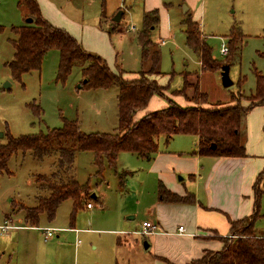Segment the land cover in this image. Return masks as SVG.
Wrapping results in <instances>:
<instances>
[{
	"label": "rangeland",
	"instance_id": "rangeland-1",
	"mask_svg": "<svg viewBox=\"0 0 264 264\" xmlns=\"http://www.w3.org/2000/svg\"><path fill=\"white\" fill-rule=\"evenodd\" d=\"M149 1L144 8L140 0H37L44 20L69 34L86 53L100 57L112 73H121L126 81L138 79V73L146 66L138 43L143 9L158 11L150 40L159 51L160 76L154 78L164 86L165 98L151 97L153 101L146 111L165 109L168 100L177 101L180 107L194 106L193 101L186 100L193 95L192 88L186 90V97L174 94L183 87L186 73L187 81L191 84L197 81L199 94L205 95L204 108L235 104L247 107L248 98L255 91L257 73L264 77V0H167L172 8L162 4L151 6ZM185 8L199 24L212 49V58L221 67L228 65L230 87L222 86L220 70L200 71L184 33ZM118 11H124V16L114 23ZM29 18L33 21L18 7L17 0H0V146L6 145L8 137L46 135L48 131L63 129L66 123L76 124L86 135L112 134L118 126L117 88L79 89L81 68L77 64L66 79H58L56 50L46 53L38 72L22 75L19 80L11 76L7 64L13 57L9 39L14 35L10 29L27 25ZM232 37L233 47L240 48L238 54L231 53L228 41ZM221 44L228 47L227 55L220 53ZM242 121L241 131L245 132V115ZM157 140L154 161L122 152L117 156L115 168L103 164L100 177L93 154L77 152L73 161L74 179L80 186H87L86 203L92 208L86 209L85 203L74 211L73 201L66 200L57 208L52 221L41 213L36 227L24 223L25 214L20 207L37 206L38 197L44 193L35 179L49 175L55 159L48 156L39 160L28 152H16L7 158L0 169V264H177V256L181 260L192 253V243L176 241L165 249V256L155 258L150 249L144 248L148 238L135 234L141 231L144 221L155 223L147 209L162 214L157 199L159 181L170 190L174 184L186 186L191 193L195 189L189 187L187 175L182 173L191 166L185 165L188 160L195 158L196 138L180 135L166 145L164 137ZM209 160L200 158L201 182ZM184 161L187 162L183 164ZM258 183L260 219L255 231L262 235L264 181L259 179ZM166 215L170 216L172 227L181 221L171 213ZM47 228L53 230V236L44 241L42 230Z\"/></svg>",
	"mask_w": 264,
	"mask_h": 264
},
{
	"label": "trees",
	"instance_id": "trees-1",
	"mask_svg": "<svg viewBox=\"0 0 264 264\" xmlns=\"http://www.w3.org/2000/svg\"><path fill=\"white\" fill-rule=\"evenodd\" d=\"M17 5L23 8L33 21L30 25L10 29L14 35L13 39H9L13 47V57L7 68L13 78L19 80L22 75L38 72L46 53L56 50L59 54L58 79H66L77 64L81 68L79 89L99 90L115 86L118 92V126L112 134L86 135L79 131L76 124L66 123L63 129L48 131L46 135L8 137L6 145L0 146V169L4 168L7 158L16 152H28L39 160L48 156L55 159L50 174L39 175L35 179L44 193L38 197L37 206L20 207L25 214L24 223L28 224V227L37 226L41 213H45L47 219L52 221L57 208L66 200L73 201L74 211L86 203L88 188L80 186L73 175V161L77 152L93 154L99 177L103 164L115 168L117 156L122 152L134 154L147 161L152 160L158 152L157 139L160 136L164 137L166 144L178 135L197 138V151L193 154L197 153L200 157H246L241 131L242 118L252 108L264 105V77L258 73L255 91L248 98L247 107L235 104L204 108L205 95L199 94L197 81L194 84L187 81L189 74L186 73L183 87L174 91V94L186 97V90L192 88L193 95L189 99L186 97V100L193 101L194 106L180 107L174 101L168 100L167 108L149 113L134 122L136 113L146 108L151 97H164V86H160L154 78L160 76L159 51L150 40V32L158 22V11L153 9L143 14L138 43L141 47L142 63L146 66L138 73V79L126 81L121 73H112L100 57L86 53L69 34L44 20L37 0H17ZM185 15L187 19L184 33L187 45L196 55L200 71H219L221 63L212 58V49L202 36L199 24L192 20L188 12ZM1 31L2 28L0 33ZM232 39L233 37L228 41L231 53L238 54L240 48L233 47ZM193 76L198 78V75ZM212 145L215 146L214 149H211ZM253 189L256 210L252 217L230 221V237L222 238L221 250L205 251L200 259L189 264H264V231L262 235L255 231L256 221L260 219L261 193H256V183ZM188 197L189 200H185ZM157 199L160 203H194L193 195L179 197L168 191L160 182Z\"/></svg>",
	"mask_w": 264,
	"mask_h": 264
},
{
	"label": "crops",
	"instance_id": "crops-1",
	"mask_svg": "<svg viewBox=\"0 0 264 264\" xmlns=\"http://www.w3.org/2000/svg\"><path fill=\"white\" fill-rule=\"evenodd\" d=\"M140 1L143 2L145 8L149 0ZM149 2L151 6L162 4L164 7H173L167 0H156V3L153 1ZM146 10L143 9V14L149 12ZM188 10L187 12H189ZM122 15L124 16V11ZM152 99L149 100L148 107L149 103L153 101ZM172 101L175 102V100ZM161 106L162 108L164 107L163 105ZM146 110L147 108L143 112L138 113L136 119L134 116V122L141 119L142 116L144 117L153 112ZM245 117V132H242V140L245 142L243 146L246 157H209L210 163L203 182H201L203 179L201 168L198 167L202 157L196 154L193 160H188V164H185L187 161H184L183 164L188 167L191 165L182 174L187 175V180L190 182L189 187L192 185L195 188L193 193L186 191V186L181 184L179 186L174 184L173 187H170L172 191L159 181L168 191L179 197L184 198L188 195H193L194 203L170 204L159 202L162 214H153V210L147 209V212L154 218L155 223H152L160 233L140 236L148 238V242H146L148 247L145 250L150 249L155 258L165 256V249L176 241L193 244L192 253L185 254L181 260L179 256H177L178 260L174 257L177 264H189L193 260L200 259L205 251H220L222 238L230 237V221L234 222L245 217H252L254 214L256 210L254 184L256 183L257 187L259 179L262 182L264 181V105L252 108L245 114ZM241 130H244L242 125ZM163 144L166 145L165 141ZM154 160L155 157L150 161ZM201 183L202 187L200 188ZM166 213H171L172 216L181 220L180 223L178 225L174 223L172 227L168 219L170 216H167ZM179 226L184 228L185 235L178 236L175 234Z\"/></svg>",
	"mask_w": 264,
	"mask_h": 264
},
{
	"label": "built area",
	"instance_id": "built-area-1",
	"mask_svg": "<svg viewBox=\"0 0 264 264\" xmlns=\"http://www.w3.org/2000/svg\"><path fill=\"white\" fill-rule=\"evenodd\" d=\"M130 30L131 31H135V28L134 27H130ZM220 53L222 55H227L228 53V49H227V46L225 44H221V48H220ZM91 204H87L86 205V208L87 209H91ZM8 227H2L1 229L5 230L7 229ZM43 240L44 241H47L48 239H50L52 236H53V230L52 229H43ZM160 233L156 226L151 223V222H143L141 224V231L140 232H136L135 234H138V235H142V236H149V235H155V234H158ZM176 235L178 236H181V235H185V230L182 226H179L175 232Z\"/></svg>",
	"mask_w": 264,
	"mask_h": 264
},
{
	"label": "water",
	"instance_id": "water-1",
	"mask_svg": "<svg viewBox=\"0 0 264 264\" xmlns=\"http://www.w3.org/2000/svg\"><path fill=\"white\" fill-rule=\"evenodd\" d=\"M187 9L185 8L184 12L186 11ZM123 12L122 11H118L114 18H113V22L115 23H119L120 22V19H121V16H122ZM32 23V19L29 18L27 21H26V24H31ZM220 79H221V84L224 88H228L232 85V81L229 77V67L228 65H223L220 69ZM6 88V87H5ZM215 146L212 145L211 146V149H214ZM147 244L145 243L144 244V248H147Z\"/></svg>",
	"mask_w": 264,
	"mask_h": 264
}]
</instances>
